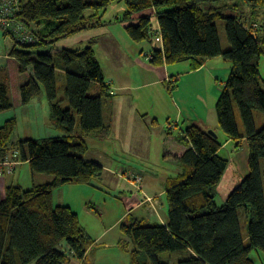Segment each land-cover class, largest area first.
Instances as JSON below:
<instances>
[{
	"label": "trees",
	"instance_id": "obj_1",
	"mask_svg": "<svg viewBox=\"0 0 264 264\" xmlns=\"http://www.w3.org/2000/svg\"><path fill=\"white\" fill-rule=\"evenodd\" d=\"M117 1L120 0H24L19 16L33 28L36 40L14 41L9 51L17 70L28 73L20 86V99L28 104L44 88L54 125L65 134L13 142L17 119L10 117L0 126V161L17 151L16 156L28 162L33 173L53 176L51 181L30 188H6L0 200V264H71V258L87 264L91 237L76 211L70 206L55 205L54 191L65 184H92L103 175L104 167L84 155L89 149L86 137L111 132L112 118L105 117L104 103L112 92L92 45L56 52L35 49L107 25L108 7ZM232 1L125 0L127 9L119 21L126 23L125 29L134 41L153 43L152 65L190 60L191 67L197 69L218 56L232 63L216 103L217 118L237 146L244 138L249 145L248 175L225 203L218 205L217 187L229 165V160L219 153L223 143L197 124L188 126L179 139L184 152H166L184 166L183 174L167 184L168 223L133 217L121 225L133 243L130 264H169L159 259L168 251L185 253L178 264H256L252 252L260 250L264 254V125L257 128L255 122V111L264 114V77L260 69L264 22L257 35L243 22L242 8L239 11L227 7ZM243 2L249 5L253 21L261 19L264 0ZM154 16L158 31L154 29ZM217 19L225 20L230 43L226 51L221 45ZM158 33L163 47L155 42ZM58 71L64 73L65 98L59 97ZM234 105L239 110L243 132ZM13 107L10 76L6 68H0V115ZM240 210L248 222L247 244L241 231Z\"/></svg>",
	"mask_w": 264,
	"mask_h": 264
},
{
	"label": "rangeland",
	"instance_id": "obj_2",
	"mask_svg": "<svg viewBox=\"0 0 264 264\" xmlns=\"http://www.w3.org/2000/svg\"><path fill=\"white\" fill-rule=\"evenodd\" d=\"M220 4V3H218ZM222 4V3H221ZM227 7H234L242 11L241 18L243 22L251 27L252 31L257 35L260 34V24L264 22V15L258 21H253L251 18V9L243 0H233L227 4ZM127 9L125 0L112 3L108 7V12L105 16L107 21H113L108 24L103 32L114 36L122 37L124 34L127 40L134 47L130 48L132 51L139 52L144 48L143 57L148 59L146 52L152 50V44L147 41L136 42L131 39L125 29V23L115 22L118 16H122ZM253 21V22H252ZM137 22L136 20L133 21ZM132 22V23H133ZM154 29L158 28V21L154 20ZM217 29L221 41L222 48L229 49L230 43L227 39L225 31V20H216ZM158 31V29L156 30ZM96 32H99L97 30ZM122 33V34H121ZM89 33H79L74 36L67 37L53 46L47 48H38L37 51H58L63 48H77L88 43ZM159 35V33H158ZM107 36V35H106ZM117 36V37H118ZM122 41H124L122 39ZM14 40L10 35H5L4 30L0 27V68H6L10 76L11 96L14 102L12 109L3 111L0 115V126L4 125L5 121L10 117L17 119V127L12 136V141L26 139H39L44 137H55L64 135L65 132L53 125L51 120V108L44 88L39 96L35 97L28 104H23L20 99V86L28 79V73H21L17 70V63L14 60L8 61L9 51L13 46ZM103 44V45H102ZM97 57L101 62L106 82L114 81L113 90L117 96H126L130 98H137L141 103V112L144 115L145 122H142L139 128L126 127L123 129L124 137H111L109 139L100 140L96 137L87 138L89 151L88 158L93 161H100L107 169L104 168L103 176L96 179L94 184H65L54 191L55 205L60 201H69L75 210L80 215V220L87 228L88 233L96 239L101 234L102 230L107 227H113L106 236L107 240H98L93 244L95 248L91 251L88 263L93 264H130V247L126 240V234L122 231L121 225L124 222L130 221L131 218H144L147 222H160L161 220L153 219L152 215L147 216L146 209L141 207L139 209L127 211L133 206V203L138 199H145L144 193H159L165 189L166 178L176 177L180 169V162L174 158L166 155V151L170 150L176 152L184 145L179 141L183 131L190 123L191 117H196V114L205 119V115L213 116L217 123L218 138L222 143L227 140V135L218 123L216 113V103L224 87L225 77L223 71L224 64L228 62L223 56L210 61L208 64L211 70L217 67L219 74H213L210 77L207 69L200 73H192L189 70V65L186 62L174 63V74L166 79H160L159 83L150 84L155 80L152 74L141 73L138 67L129 65L127 68L120 66L116 68L114 63H124L118 56H114L111 48H108L104 40L95 44ZM131 47V46H130ZM150 60V59H148ZM213 68V69H212ZM261 75L264 77V57L261 60ZM31 72V70L29 71ZM214 73V72H212ZM218 75V76H217ZM131 78L133 87L131 90L124 91L119 88L120 80ZM219 77V78H217ZM141 84H147L145 87H139ZM57 87L59 90V97L65 98V77L64 73L58 71L57 73ZM94 91L91 90V94ZM68 105L65 100L64 106ZM237 122L241 129H244L243 122L236 105H234ZM210 109V110H209ZM211 116V115H210ZM77 128L79 131V118L76 115ZM255 122L257 128L264 125V114L260 111H255ZM208 130H212L209 128ZM17 151L12 152V156H16ZM221 155L230 160L227 170L218 186L217 202L220 203L227 198L228 195L236 188L249 173V145L246 141L242 142L241 147L236 148V143L233 142L224 149ZM9 161V160H8ZM7 161V162H8ZM14 161V160H13ZM2 167L10 165L3 163ZM15 166V163L13 164ZM29 169L30 166L28 165ZM111 167V169L109 168ZM15 170L13 167L12 172ZM4 170L0 171L1 177L4 175ZM264 171V161H263ZM11 172V171H9ZM20 172V169H19ZM33 173V172H32ZM47 178L51 176L46 173H37ZM136 174V175H135ZM137 175L141 178L139 186H136L135 179ZM23 177V173H22ZM49 178V177H48ZM135 178V179H134ZM129 183L136 186L135 189ZM144 185V189L143 186ZM146 185V186H145ZM142 186V187H141ZM24 188H29V185H24ZM165 195V196H164ZM162 194L158 202L164 204L165 208L160 211L163 218L168 220V203L165 194ZM131 198V199H130ZM148 201L149 198H147ZM151 200L153 198H150ZM92 203L90 212H85L84 204ZM147 201V200H146ZM161 204V207L163 206ZM160 205V204H159ZM156 209V208H155ZM161 209V208H160ZM241 231L245 243H248V222L244 215V211H239ZM107 245V246H106ZM185 254L180 251H168L160 254L159 259L164 263L178 264V260ZM256 264H263L264 257L262 251H253L251 254ZM72 264L78 263L74 258H71ZM35 264V263H31Z\"/></svg>",
	"mask_w": 264,
	"mask_h": 264
},
{
	"label": "crops",
	"instance_id": "obj_3",
	"mask_svg": "<svg viewBox=\"0 0 264 264\" xmlns=\"http://www.w3.org/2000/svg\"><path fill=\"white\" fill-rule=\"evenodd\" d=\"M119 17H121V16H118L116 18L115 22L120 23ZM154 20L156 22L158 21L155 16L153 18V21ZM107 22H108V24L109 23L110 24L113 23V21H107ZM154 23L155 22H153V24ZM108 24L104 25L102 27H98V28H94V29H88V30H84L82 32H79V33H89L88 34V40L89 41H88V43H86V45H92L93 46V48L95 49L96 57H97V51H96L95 44L97 42L101 41V39H103L104 43L106 44V46L108 48H111L113 55L114 56H118L120 59H122L124 61V63L115 62L114 65H115L116 68H119L120 66H123V67L127 68L129 65H132L134 67H138L142 74L143 73L152 74L155 77V80L151 81L150 84L159 83L160 79L161 80L164 79V78L166 79L167 77L172 76V74L175 73L174 70H173L175 68V67H173V65H175V64H166V63H164L163 65H159V66L152 65L150 60H148L145 57H143V52L146 51V50H144V48L139 52V54H138V51H135V49H134V51H132V49H130V48L134 47V45L130 43V40H127V37L124 34L121 33L123 36L119 38L118 35H117L118 36L117 37V36H114V35L110 34L111 32H108V34L103 32L104 29H107L106 27L108 26ZM157 29L159 30V25H158V28H156V30ZM97 30H99V32H96ZM79 33H77V34H79ZM77 34H75V35H77ZM122 39L124 41H122ZM155 42L160 44L161 47H163L162 46V44H163L162 40L158 41L156 39ZM151 44H153V43H151ZM226 50H228V49H225L224 51H226ZM6 56H9V55H6ZM218 57H220V56H218ZM218 57L206 60L203 63V65L201 67L197 68V69H193L191 67V61L190 60H186V61H182V62L188 63L189 70L192 73H196V72L200 73V72L204 71L205 69H207L209 72H211V73H209V75L212 78L213 74H219L220 72H219V70L217 71V67L214 68V69L212 68L213 70H211V67H209L208 64L210 63V61H215L214 59H220ZM8 59H9L8 61L14 60L11 57H9ZM97 59H98V57H97ZM99 62H100V60H99ZM225 63H226V64H224L225 69L223 71V75L225 77L224 84H225V82H226V80H227V78L229 76V73H230V70H231V66H232V63L230 61L225 62ZM212 72H214V73H212ZM217 78H219V77H217ZM116 80L118 81V78L117 79H113L112 78V81H109L110 83L106 82L110 86V89H111V92H112V96H110L109 98H107L105 100V103H104V114H105L106 118L109 117V115H111V118H112L111 132L108 135L102 136V137L101 136H97V135H89L88 137H86V140L89 137H96V138H98L100 140L109 139L111 137H117V138L121 139V137H124V132H122L123 129H126V127L128 128V127H133V126L135 127V129L139 128L140 124L142 122L146 121L145 118L148 115H147V113H145L144 115H146V117H144L143 113L141 112V108H142L141 107V103H139L137 98L135 99V98H130V97H126V96L114 95V94H117V93L113 90L114 88H113L112 85L114 84V81L116 82ZM119 84H120L119 88L123 89L124 91L131 90L132 88H138V87L131 86L132 80L129 77L127 79L120 80ZM146 85L147 84H141V85H139V87L142 88V87H145ZM210 115L207 113L205 115L206 117L204 119V118H201V116L196 114L197 118L196 117H191L190 118L191 121L188 124V126H190L192 124H197V125L201 126L202 128H204L206 130L211 128L216 133H218L217 123H216V120H215V118L213 116V112H211ZM51 120L53 121L52 113H51ZM52 123L54 125V122H52ZM240 131L243 132V129H241V127H240ZM244 141H246L245 138L241 141V145H242V142H244ZM233 142H235V141H233L231 138H227V140L223 143V146H222V148H221L219 153L221 154L222 149H224L225 146H227V145H229V144H231ZM238 147L240 148L241 146H237V144H236V148H238ZM184 150H185V147L184 148L181 147V150L178 149L176 151V153L177 154H182L184 152ZM88 151H87V153H88ZM87 153L84 155L85 159H87L89 161H93L92 158H88L87 157ZM8 160L10 162H12L14 160V162H15V166H14L15 170L13 172H9L7 166L2 167V165H1L2 161H0V171L4 170L3 171L4 175H2L3 177H1V175H0V200H2L5 197L6 188L9 185H21V186L29 185V188H30V187H32L35 184H42V183L51 181L53 179V176H48L49 178L48 177L45 178L44 176H42L40 174L32 173L31 169H29V167H28V165H29L28 162L19 160V158L17 156L13 157L11 154H9V155H7V157L5 159H3V161H8ZM95 162L100 163L105 168V170L107 169V166H105L102 162H100V161H95ZM177 162H179V161H177ZM229 164H230V160H229ZM109 168L111 169V167H109ZM19 169H20V172H19ZM180 169H181V172H179L176 177H168V178H166L165 189H163L159 193H151L150 192L148 194L146 192L144 193V190H143V194H145V196H148L147 198H153V199L148 201L147 198L141 199V200L137 198V200L133 203V206L127 211V213H125L122 217H120V219H122L126 214H130L131 215V213H130L131 209L134 210V209H139V208L143 207V208L146 209V213L148 214L147 216L152 215L153 219L161 220L159 223L167 224L168 220L162 219L163 216H162V214L160 212L162 210V208H165V206H164V204L158 202V200H159V198L161 197L162 194L163 195L165 194L168 181L171 180V179H177L183 174L184 166L181 163H180ZM22 173H23V177H22ZM137 176H141V175H137ZM101 177L96 178V179H100ZM141 178L143 179L142 176H141ZM96 179L93 180L92 184H94V181ZM129 185L132 186L133 189H135L136 186H138V184H135L136 186H134L131 183H129ZM142 186H143V189H144V185H142ZM60 187H58V188H60ZM217 194H218V187H217ZM226 199L227 198H224V201H221L220 203L217 202V204L218 205L224 204ZM216 201H217V199H216ZM161 204L163 205L162 207H161ZM57 205L70 206L74 211H76L80 215V213L73 208V206L69 203V201H60L59 203H57ZM91 206H94V205H92V203H89L87 201L84 204V207H86L85 212L86 213L90 212L88 215H90L92 213V210L90 208ZM136 218H138V217H136ZM138 219L145 220L144 218H138ZM154 222H157V220H154ZM151 223H153V222H151ZM82 225L85 228L86 232L88 233L86 226L84 224H82ZM112 228L113 227H107V228L103 229L101 234L98 235V237L96 239H93V237L88 233V235L91 237V244L89 245V248H88V251H87V258H86V263L87 264H93L92 262L88 263L89 262L88 261L89 255H90L91 251L93 250V248H95L93 244L98 242L97 239L98 240H102V241L103 240H107L106 236H108V234L110 233ZM125 241H127L128 247H130L132 249L133 243H132L131 238L126 236V240ZM131 249H129V250H131ZM71 264H72V262H71ZM76 264H82V263L80 261H78V263H76Z\"/></svg>",
	"mask_w": 264,
	"mask_h": 264
},
{
	"label": "built area",
	"instance_id": "obj_4",
	"mask_svg": "<svg viewBox=\"0 0 264 264\" xmlns=\"http://www.w3.org/2000/svg\"><path fill=\"white\" fill-rule=\"evenodd\" d=\"M23 4L24 0H0V27L4 32L10 35L15 42L31 43L36 40L33 28L26 25L19 16ZM156 39L158 41L162 40L161 35H157ZM145 55L148 59L153 57L150 51L146 52ZM3 163L10 165L9 171L12 172L15 162L4 161ZM137 180L140 182L141 178L137 176L135 179L136 184L139 186ZM149 200L151 199L149 198Z\"/></svg>",
	"mask_w": 264,
	"mask_h": 264
},
{
	"label": "water",
	"instance_id": "obj_5",
	"mask_svg": "<svg viewBox=\"0 0 264 264\" xmlns=\"http://www.w3.org/2000/svg\"><path fill=\"white\" fill-rule=\"evenodd\" d=\"M208 132L214 137H218V134L214 130H208Z\"/></svg>",
	"mask_w": 264,
	"mask_h": 264
}]
</instances>
